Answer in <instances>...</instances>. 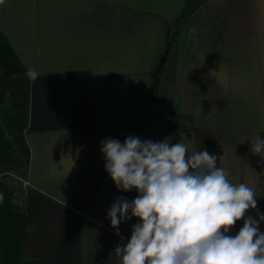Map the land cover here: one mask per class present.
I'll return each instance as SVG.
<instances>
[{"label":"crops","instance_id":"obj_1","mask_svg":"<svg viewBox=\"0 0 264 264\" xmlns=\"http://www.w3.org/2000/svg\"><path fill=\"white\" fill-rule=\"evenodd\" d=\"M199 1L196 47L180 56L170 30ZM0 32L39 74L19 264H121L114 248L138 220L117 235L107 213L138 193L116 188L101 141L141 133L147 104L168 107L164 139L216 155L255 189L247 215L264 214V165L250 151L264 139V0H3Z\"/></svg>","mask_w":264,"mask_h":264},{"label":"clouds","instance_id":"obj_2","mask_svg":"<svg viewBox=\"0 0 264 264\" xmlns=\"http://www.w3.org/2000/svg\"><path fill=\"white\" fill-rule=\"evenodd\" d=\"M38 75L34 68L26 71L30 80ZM101 144L116 188L138 193L132 201L118 197L107 213L117 235L122 222L138 220L128 242L114 248L121 264H264V214L247 215L257 209L256 191L231 182L216 155L168 138L129 135L123 143L106 138ZM250 151L264 165V139L251 140ZM240 220L238 234L229 235Z\"/></svg>","mask_w":264,"mask_h":264},{"label":"trees","instance_id":"obj_3","mask_svg":"<svg viewBox=\"0 0 264 264\" xmlns=\"http://www.w3.org/2000/svg\"><path fill=\"white\" fill-rule=\"evenodd\" d=\"M26 71L0 32V173L24 170L27 175L30 165L25 133L29 126L31 80ZM14 196L10 187L0 182V264L20 262L27 217L24 204L21 208Z\"/></svg>","mask_w":264,"mask_h":264},{"label":"rangeland","instance_id":"obj_4","mask_svg":"<svg viewBox=\"0 0 264 264\" xmlns=\"http://www.w3.org/2000/svg\"><path fill=\"white\" fill-rule=\"evenodd\" d=\"M199 3L200 1L195 7L191 6L186 16L180 21L179 25L176 26L178 45L176 53L180 56L185 55V53L188 54L193 52L196 47V38L195 36L193 37L192 34H189V32L192 31L193 28H198L196 19L199 12L197 8ZM0 182H5L10 187L15 194V201L21 206V208H23L24 188L26 185L25 171L21 170V172L11 171L7 173H0Z\"/></svg>","mask_w":264,"mask_h":264},{"label":"water","instance_id":"obj_5","mask_svg":"<svg viewBox=\"0 0 264 264\" xmlns=\"http://www.w3.org/2000/svg\"><path fill=\"white\" fill-rule=\"evenodd\" d=\"M177 29L172 27L170 30L169 41L173 39ZM166 57H163L161 64H165ZM168 123V107L164 103L147 104L144 109V124L142 132L135 135L142 141H162L165 137Z\"/></svg>","mask_w":264,"mask_h":264},{"label":"built area","instance_id":"obj_6","mask_svg":"<svg viewBox=\"0 0 264 264\" xmlns=\"http://www.w3.org/2000/svg\"><path fill=\"white\" fill-rule=\"evenodd\" d=\"M242 228V225L239 221L236 222V224L230 229L229 235H236L238 234L239 230Z\"/></svg>","mask_w":264,"mask_h":264}]
</instances>
